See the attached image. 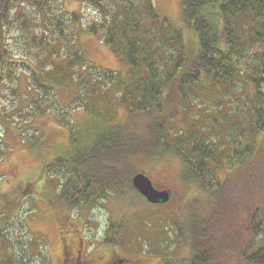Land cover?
<instances>
[{
	"label": "trees",
	"instance_id": "1",
	"mask_svg": "<svg viewBox=\"0 0 264 264\" xmlns=\"http://www.w3.org/2000/svg\"><path fill=\"white\" fill-rule=\"evenodd\" d=\"M59 1L0 0V103L3 90L16 82L17 74H25L29 89L38 94L32 99L30 115L50 113L53 122L70 134L71 145L85 149L73 154L72 148L71 153L52 158L23 192V200L35 196L53 203L58 214L60 264H72L69 256L81 254L87 255V264H106V257L115 258L109 264H141V258L123 256L121 249L108 250L121 248L131 239L128 232L132 230L122 221L125 216H119V221L110 216L103 238L88 240L86 226L95 221L84 216L111 197L122 198L128 190L152 205L133 185V176L145 172L135 159L157 163L167 155L176 156L182 164L180 182L210 200L207 213L188 210L184 197L165 204L178 216L179 234L190 242L189 257L183 262L175 258L176 264H264V245L254 249L256 237L264 234V177L258 179L254 168L264 147V0H181L183 26L194 34L189 41L183 28L153 0H74L92 7L99 16L86 25L80 21L77 32L100 38L126 62L124 75L89 64L73 43L63 52L59 42L66 18L58 13L62 11ZM26 5L48 21L54 38H59L39 39L44 52L19 61L12 55L8 36L17 24L30 29ZM74 13L71 21L75 19V24ZM34 33L36 45L40 34ZM236 83L245 90L243 118L238 117L240 123L233 132L218 138L213 130L221 110L212 99L224 97ZM58 87L59 91L74 90L71 102L62 104ZM10 91L16 95L13 86ZM198 92L205 98L197 104L199 112L192 115L200 99ZM115 98L127 109V123L105 118L102 100ZM79 109L88 112L87 122L74 120ZM184 112L189 126L178 131L172 121ZM4 115L9 123L10 116ZM138 121L144 123L141 132L133 126ZM19 129L24 140L27 131ZM77 129L85 136L77 135ZM53 169L58 171L56 178H50ZM38 183L40 187L34 189ZM187 214H191L188 228L182 224ZM2 219L0 264H17L14 244L8 238L10 218ZM88 246L96 249L88 252ZM165 254L171 259L170 253Z\"/></svg>",
	"mask_w": 264,
	"mask_h": 264
},
{
	"label": "rangeland",
	"instance_id": "2",
	"mask_svg": "<svg viewBox=\"0 0 264 264\" xmlns=\"http://www.w3.org/2000/svg\"><path fill=\"white\" fill-rule=\"evenodd\" d=\"M153 2L164 15L183 28L186 41L193 38V32L183 26L181 0H153ZM58 7L62 9L58 13L66 18L64 24V35L66 36H61L62 41L59 42V45L63 47V52L69 51V45L73 43L72 46L80 48L89 64L97 65L105 70H116L122 75L127 73L128 66L126 62L117 57L100 38L92 34L77 32L80 21L86 25L89 20L99 17L92 7L81 5L74 0H61L58 2ZM26 10L32 20L28 23L30 29L25 30L17 24L14 29H11L8 36L12 55L16 58L15 60L19 61H29L30 54L38 55L44 52V49L40 48L39 39L45 36L49 39L52 36L53 40L59 38V36L54 38L50 23L44 21L41 15L32 7L26 5ZM74 12L78 17L75 24V19L71 21ZM34 32L40 34L39 38H36V45H33L34 39H32ZM32 57L35 60V56ZM21 75H23L22 78ZM21 75L19 77L17 74L16 82L3 90L4 97L0 103V226L5 224L3 221L5 219H2L3 216L10 218L8 238L14 244L13 247L18 257L17 264H60L57 259L59 254L57 238L60 236L57 228L56 216L58 214L55 207H53V203L49 205L45 203V199L40 197L35 199V196L26 197V200H23V192L27 183L34 180V176L41 173L43 166L52 158L61 154H69L72 152V148L74 149L73 154L85 149L76 143H74V146L71 145L70 134L65 128L53 122L50 113L34 115V118L30 115V105H33L32 99L38 98V94L33 89H29L30 85L25 74L21 73ZM11 86L14 87L15 96H11L13 95L10 91ZM56 90L58 99L62 104H68L70 97L72 101L74 97L73 89L62 88L59 91L58 87ZM244 91V86L241 83H236L233 88L226 91L224 97L219 95L218 98L212 99L214 104L221 110V113L217 116V121L214 123L216 128L213 130V134L218 138L221 134L233 132L235 125L239 126L238 117L243 118L240 110L244 108ZM28 92L33 94L26 95ZM198 94L200 99L196 101L195 112L192 115L199 112L200 109L197 104L204 97L200 92ZM218 99L221 100L220 105ZM102 102L105 103V105L102 104L105 118L113 120L111 123L124 124L128 122L127 109L125 106L119 105L117 98L108 102L102 100ZM85 112L81 109L75 111L73 114L74 120L76 122H87L89 114ZM4 114L10 116L11 121L9 123H5ZM235 117H237V122H232ZM172 122L178 131L189 126L185 112L176 116ZM133 126L137 127L140 132L144 129L143 121H138ZM23 127V132L27 131V137L24 140L21 136L22 130L19 129ZM40 131L41 135L38 137L37 133ZM78 133L81 137L85 136L79 129H77L76 134L78 135ZM94 135L90 134L89 136L94 137ZM222 137L224 138V136ZM222 142L227 144L225 138ZM260 156L261 158L255 160H257V166L261 165V170L257 166L254 167L258 179L264 177V147L260 152ZM140 159H135L136 166L140 170L148 172L154 181L159 186L161 185L160 187L173 189L172 198L174 203L184 197L183 200L186 201L183 202L187 203L188 210L195 209L196 212L200 210V213L209 211L210 200L208 197L200 194L196 188L180 182L182 164L176 156H164L157 163L138 162ZM57 172L54 169L50 171V178L58 177L56 176ZM38 185H35L34 189H38L41 184L38 183ZM182 188L185 190L182 191ZM184 191L185 194H183ZM125 193L126 195L122 198L111 197L108 202L99 206V209L97 208L85 214V218L91 217L95 224L98 223L97 225L90 226L89 224L86 226L85 235L87 240L93 237L103 238L110 216H117L114 221H119V216H125L122 221L131 228L132 234L128 232V238L131 239H127L125 245L121 248L111 246L108 250L119 251L121 249L119 252L123 253V256H130L134 259L141 258V264H168L165 262L166 260L176 264L174 260L164 256L165 253H170L168 255L173 258H181V262L185 261V258L190 254V242L179 234L177 214L174 211H169L167 205H151L147 201L145 203L139 195L130 190ZM167 213L169 215H164ZM190 216L191 214L183 216L184 223L180 221L187 228ZM36 235L43 237V239L38 236L41 239L39 240ZM48 239L50 243L47 242ZM263 245L264 234H259L256 237L254 249Z\"/></svg>",
	"mask_w": 264,
	"mask_h": 264
},
{
	"label": "water",
	"instance_id": "3",
	"mask_svg": "<svg viewBox=\"0 0 264 264\" xmlns=\"http://www.w3.org/2000/svg\"><path fill=\"white\" fill-rule=\"evenodd\" d=\"M133 184L151 203L163 204L167 203L171 198L169 190L157 189L152 179L143 172L137 173L133 177Z\"/></svg>",
	"mask_w": 264,
	"mask_h": 264
},
{
	"label": "flooded vegetation",
	"instance_id": "4",
	"mask_svg": "<svg viewBox=\"0 0 264 264\" xmlns=\"http://www.w3.org/2000/svg\"><path fill=\"white\" fill-rule=\"evenodd\" d=\"M167 204H168V203H167ZM82 244H83L82 246H84V248H86L85 243H82ZM95 249H96V246H92V247L88 248L87 251H88V252H92V251H94ZM87 251H86V252H87ZM88 252H87V253H88ZM88 254H90V253H88ZM81 255H82V256H81ZM81 255H79L78 257H73V256L70 257V256H69V259H68V258H67V259H68V261L71 262L72 264H78V263H79V264H83V263H84V264H87V261H86V260H87L86 258H88L87 255H86V254H85V255H84V254H81ZM85 259H86V260H85ZM112 260L115 261V258H114V257H106V259H105V263L107 262L106 264H109L108 262H111ZM123 261H124V260H123ZM121 263H122V262H121ZM121 263H120V264H121Z\"/></svg>",
	"mask_w": 264,
	"mask_h": 264
}]
</instances>
